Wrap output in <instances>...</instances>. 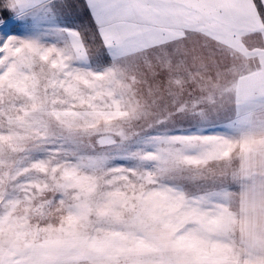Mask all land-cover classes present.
Returning a JSON list of instances; mask_svg holds the SVG:
<instances>
[{"label": "clouds", "instance_id": "9594fccd", "mask_svg": "<svg viewBox=\"0 0 264 264\" xmlns=\"http://www.w3.org/2000/svg\"><path fill=\"white\" fill-rule=\"evenodd\" d=\"M60 2L48 0L52 11L42 26L46 27L50 20L60 28L66 27L60 22ZM73 30L79 32V43L88 57L87 67L99 71L112 65L111 58L106 64L96 63L102 45L90 26H74ZM237 39L246 48H264V33L240 35ZM68 40L66 33L52 31L45 42L66 47ZM255 65V57L245 58L195 32L122 58L119 66L128 68L125 79L131 88L134 110L126 107L124 116L113 122V127L123 129L125 137L113 135L111 144L98 142L106 125L87 115L88 110L70 90L41 81L35 92L10 94L5 105L27 109L29 123L0 143L19 138L24 147L39 149L46 138L58 149L54 161L75 166L73 176L64 179L82 184L88 201L69 225L66 207L71 201L57 198L50 186L51 174L32 173L40 185L30 189L31 200L22 195L14 210L15 217H27L23 223L29 238L36 246L68 255L95 252L91 243L101 239L110 240L114 248L132 249L133 254L147 245L151 251L139 253L145 264L159 257L175 261L189 253L186 243L165 244L159 233L165 224L177 222L178 213L169 214L154 205H169L180 196L183 206L188 207L207 197L202 206L210 210L213 223L207 226L204 238L218 245L225 257L242 256L250 233L264 238V208L255 214L250 211L253 182L260 201H264V147L255 158L244 154L239 148L240 130L233 123L237 111L235 84ZM259 105H264V96L247 106L253 121H264V107ZM215 126H220V130L214 134L199 131ZM0 127H8L7 118ZM204 136L217 139L199 138ZM223 141L237 144L227 156L222 155L227 147ZM165 148L182 163L177 165L170 158L162 166ZM126 153L130 154L129 159H118ZM189 160L199 163L191 164ZM55 175L60 178V171ZM243 186H248L247 191ZM158 192H164L168 199L149 197ZM225 192L229 194L226 201L220 199ZM50 202L42 214L37 211ZM153 216L159 219L154 220ZM192 227L186 226L185 231ZM70 231L77 234L76 240L68 239ZM133 232L149 238L143 242L139 238L126 239Z\"/></svg>", "mask_w": 264, "mask_h": 264}, {"label": "snow or ice", "instance_id": "6c2138e0", "mask_svg": "<svg viewBox=\"0 0 264 264\" xmlns=\"http://www.w3.org/2000/svg\"><path fill=\"white\" fill-rule=\"evenodd\" d=\"M46 7L50 15L52 10ZM58 7L60 22L66 25L59 32L69 37L66 47L46 43L39 36L31 35L38 26L35 0H0V125L6 118L8 124L7 128L0 127V141L5 136L15 135L18 128L29 123L27 109L21 110L11 103L6 106L5 99L10 94L35 92L44 81L50 87L70 90L77 95L80 104L88 110L87 115L106 125L105 134L98 142L111 144L113 135L125 137L123 129L113 127V122L124 116L126 107L134 110L131 88L125 79L128 68L119 66L122 58L182 39L189 32L215 40L247 58L236 44L237 37L264 33V0H61ZM85 21L102 45L95 57L96 63L106 64L111 58L110 67L99 71L87 67L88 57L79 43V32L73 30L77 22L83 25ZM255 21H259V27ZM235 93L237 111L233 123L240 130L239 142L243 145L255 138L264 145V121H253L247 110V106L264 96V54L248 74L236 82ZM190 138L197 137L174 139ZM222 143L227 145L222 155L227 156L234 143ZM57 151L46 138L39 149L24 147L19 138L0 143V264H122V261L124 264H145L139 253L151 251L147 245L133 254L132 249L114 248L110 240L101 239L91 243L95 252L68 255L48 250L43 245L36 246L29 238L23 223L27 217H15L14 210L21 203L22 195L31 200L30 189L40 185V180L32 173L51 174L50 186L57 198L61 202L71 201L66 207L69 225L79 209L88 203L84 186L78 181L64 179L73 176L75 166L66 161H54ZM163 151L162 166H166L170 158L177 165L182 163L167 148ZM129 157L126 153L118 159L124 161ZM188 163L199 161L189 160ZM57 171L61 173L60 178L55 175ZM243 187L247 191L248 186ZM257 192L253 182L251 195L254 200ZM151 196L168 199L164 192L150 193ZM228 198V193L220 194V199L226 201ZM206 200L207 197H201L184 207L183 197L178 196L170 204L178 213L177 222L165 224L159 233L165 244L195 243L197 249L189 250L187 255L175 261L154 258L151 264H264V238L255 234L245 242L242 256L225 257L208 251L214 245L204 238V232L213 223V217L210 210L202 206ZM50 205L51 202L41 205L37 211L42 214ZM260 205L264 208V201H260ZM219 210L217 205L215 211ZM153 219L159 217L153 216ZM189 225L194 227L185 231ZM77 238L74 231L69 232L70 241ZM137 238L143 242L149 237L136 232L126 236L132 241Z\"/></svg>", "mask_w": 264, "mask_h": 264}, {"label": "rangeland", "instance_id": "374dc122", "mask_svg": "<svg viewBox=\"0 0 264 264\" xmlns=\"http://www.w3.org/2000/svg\"><path fill=\"white\" fill-rule=\"evenodd\" d=\"M35 3H36V9L38 11V26H37L36 31L31 33V35L32 36H39L42 40H47V39H49V33L50 32H52V31L59 32V29H61V28L59 26L51 23L50 20H48L46 27L42 26L49 16V13H48L47 7H46L48 4V0H35ZM85 25L89 26L88 21H85L83 25H81L79 22H77V24L75 26L84 27ZM255 25H256V27H259L260 26L259 21H255ZM236 44L239 47L241 54L246 55L248 57L249 56L255 57V59L257 61H259V59L261 58V55L264 54V49L246 48L243 45H240L239 41H236ZM219 130H220V126L202 127L199 129V131L203 134H214L215 132H217ZM235 147H237V144L234 143L233 148H235ZM239 148H240V144H239ZM232 149L229 152H231ZM161 201H163L162 198H161ZM154 207H162L169 214L176 212V208L170 204L164 205L161 203V204L154 205ZM213 245H214V247L209 248L208 251L209 252H215L217 255H221V250H220L219 246L216 244H213ZM186 247L189 250L197 249V245L195 243H187Z\"/></svg>", "mask_w": 264, "mask_h": 264}, {"label": "crops", "instance_id": "0c3cea01", "mask_svg": "<svg viewBox=\"0 0 264 264\" xmlns=\"http://www.w3.org/2000/svg\"><path fill=\"white\" fill-rule=\"evenodd\" d=\"M239 144L241 151L246 155H251L253 158L258 156L261 152L262 147H264V145H261L255 138L251 141L244 142L243 145L240 142ZM260 208V194L259 192H257L255 200L253 199V197L251 198L250 211L255 214L259 211ZM253 235L254 233H250V237H252Z\"/></svg>", "mask_w": 264, "mask_h": 264}]
</instances>
